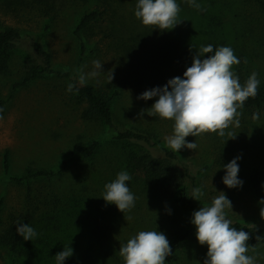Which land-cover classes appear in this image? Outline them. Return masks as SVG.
<instances>
[{"label": "rangeland", "instance_id": "obj_1", "mask_svg": "<svg viewBox=\"0 0 264 264\" xmlns=\"http://www.w3.org/2000/svg\"><path fill=\"white\" fill-rule=\"evenodd\" d=\"M114 1L117 19L125 20V24L120 27L113 18V27L128 31L129 26L134 25L136 29L143 26L134 14L137 0ZM197 2L205 5L210 0ZM215 2L214 7L220 8L225 16L221 21L227 23L228 30L233 33L225 44L220 45L231 47L241 61L233 66V71L240 81L253 71L258 72V79L263 78L264 14L256 11L255 0ZM89 7V4L68 1L56 17L46 18L36 11L32 0H0V30L15 27L21 32L20 42L9 55L8 65L0 68V88L4 97L10 95L12 84L22 79L29 67L39 61L33 49L34 40L41 41L51 52L55 69L54 74L38 78L17 90L5 105L3 119H0V200H3L0 235L12 217H22L21 220L31 226L35 223L32 227L37 233L19 249L6 247L0 240V264H56L55 255L70 245L73 256L66 260L74 258L76 264H124L119 256L120 245L139 231L163 232L171 247L175 234L190 227L195 229L194 236L174 253L171 263L166 258L165 264H203L208 249L196 238L192 214L183 211L176 198L156 195L130 168L129 157L133 149H149L155 155H161L164 148L169 149L164 138L173 133L174 122L158 115L149 116L147 112L140 117L141 110L150 108L155 99H137L143 92L119 88L122 72L116 50L108 47L112 39L109 18L94 24L86 39L87 49L82 52L74 29ZM189 8L191 11L188 9L186 16L180 11L178 19L181 23L174 28L177 31L184 21L189 27L195 23L197 14ZM192 36L205 35L195 28ZM0 57L4 54L0 53ZM93 60L101 61L105 73L99 77L100 83H89L108 93L120 90L114 99L113 126L85 119L82 116L85 102L76 93L67 92L68 83L76 75L75 70L83 65H88L86 70H90ZM57 72L69 76H59ZM111 72L113 79L110 82ZM239 111L242 112L240 126L227 130L237 135L234 139L227 134L220 137L218 133L186 138L188 142H196L198 147L176 152L178 164L186 166L195 177L192 190L203 188L205 195L200 201L196 200L199 206L210 205L219 192H224L233 205L232 209L226 210L227 218L249 225H264V219L260 217V208L264 205L259 204L248 187V177L257 168L264 175V108ZM255 112H259L260 118L254 121L252 115ZM126 128L149 134V139L137 143L117 140L118 129ZM93 139L100 141V147L93 158H86L79 151ZM6 150L10 153V175L21 174L27 167L52 168L58 175L43 181V187L39 189V186L26 183L17 184L4 172ZM237 156L241 157L238 178L244 184L242 188L230 189L222 182L226 174L223 165ZM121 171H127L132 177L127 184L136 197L135 206L125 213L102 198L105 184L113 181ZM36 206L39 207L36 218H27ZM97 227L106 234L95 235ZM257 250L260 254L257 264H264V246ZM248 254L253 253L249 251Z\"/></svg>", "mask_w": 264, "mask_h": 264}, {"label": "trees", "instance_id": "obj_2", "mask_svg": "<svg viewBox=\"0 0 264 264\" xmlns=\"http://www.w3.org/2000/svg\"><path fill=\"white\" fill-rule=\"evenodd\" d=\"M68 1L80 2L83 5H91L80 17L75 26L74 34L80 41L82 52L87 49L86 39L90 36V30L99 20L109 18L110 31L109 36L112 38L108 42V47L116 50L120 60L121 78L118 81L119 88L136 89L141 92L163 87L168 80L180 76L186 68L191 66L196 50L201 46L213 45L214 48L225 44L227 37L233 33L228 30L227 23L221 21L224 19V13L217 9L215 0H210L203 5L204 11H197L193 8L195 23L191 27L184 21L179 26V30H153L151 26L136 27L127 26L128 31L121 29L124 22L117 19L118 12L114 0H32V5L43 17L54 18L58 15L61 6ZM209 1V0H208ZM180 5L181 14L187 15L186 11H191L186 0H177ZM254 7L257 12L264 14V0H255ZM180 14V13H179ZM116 18L120 27H113ZM128 23V22H126ZM129 24V23H128ZM187 28V32H186ZM199 28V31L205 36L196 38L192 36L193 30ZM136 29V30H135ZM21 39V32L15 27H8L0 30V68L8 65L9 55L18 46ZM234 39V38H233ZM235 47V45H234ZM33 49L36 52L39 61L29 67L25 75L19 81L12 84L10 95L4 97L0 88V107L3 109L14 93L35 81L38 78L49 76L55 73L52 67V54L45 45L38 40H34ZM59 76H69L68 73H56ZM247 78L240 82L243 84ZM258 94L254 98H249L243 109L264 108V76L259 79ZM73 81V80H72ZM120 94L116 89L113 93H108L102 87H95L88 83L80 87L77 96L85 102L82 110V116L88 120L102 121L107 125H114V99ZM155 100L157 98H154ZM149 135V134H148ZM146 133L134 130L133 128L118 129L115 138L121 141L139 142L141 139H149ZM191 137V136H189ZM187 137V138H189ZM100 147V141L93 139L85 147L81 148L79 153L86 158H93ZM130 168L140 178L147 183L152 191L163 198H176L178 206L185 212L193 214L200 207L192 197V186L195 177L192 176L186 166L178 164V154L172 150L164 148L161 155L153 154L149 149L137 150L129 157ZM3 168L6 174H9L10 180L17 184H29L30 186L43 187L42 182L51 180L58 175V171L46 167H27L21 174L10 175L11 162L9 150L5 151L3 158ZM193 182V183H192ZM248 187L253 196L259 202L264 199V175L260 168H257L248 177ZM31 192V188L29 189ZM30 194V193H29ZM3 200H0V226L2 225L1 211ZM39 207L36 206L28 213L27 218L34 220ZM22 217H12L8 225L1 233V243L12 249H19L25 245V240L17 233V222L24 223ZM39 221V219L37 220ZM33 222V221H31ZM35 226V223L32 224ZM232 226L237 230L243 229L249 232L250 246L257 245V249L264 246V225L245 224L241 221H232ZM194 227L178 231L172 241V253L167 257V262L171 263L174 253L194 236ZM99 232V233H98ZM94 234H106L101 227L94 230ZM257 236L262 239L257 240ZM251 251V250H250ZM64 264H76L74 258L65 260Z\"/></svg>", "mask_w": 264, "mask_h": 264}, {"label": "clouds", "instance_id": "obj_3", "mask_svg": "<svg viewBox=\"0 0 264 264\" xmlns=\"http://www.w3.org/2000/svg\"><path fill=\"white\" fill-rule=\"evenodd\" d=\"M186 2L197 11H204L197 0ZM180 11L176 0H137L134 14L144 26L165 31L172 30L181 23L178 19ZM244 62L247 63V60ZM240 63L231 47L214 48L211 44L201 46L196 50L192 64L186 68L183 77H174L163 87L146 90L137 97L145 101L157 98L150 108L141 110L140 117L147 112L149 116L158 115L161 119L174 122L173 133L164 138L167 147L174 152H180L184 148L197 149L196 142L186 140L189 136L218 133L220 137L227 134L234 139L237 135L227 130L240 126L239 117L242 112L239 109L244 107L249 98L258 94L260 85L256 71L241 84L239 76L233 71V66ZM102 65L101 61L93 60L90 70H86L88 65L77 68L73 81L67 85V92L78 94L80 87L90 81L100 83L99 77L105 73ZM109 79L111 82L113 72ZM3 111L0 107V119H3ZM259 118V112L253 113L254 121ZM240 159L241 157L237 156L223 165L226 174L222 182L230 189L243 187L244 181L238 178ZM131 179L127 171H121L113 181L104 186L102 198L109 204H115L123 213L135 206L136 197L127 184ZM204 195L203 188L196 187L192 190L191 198L200 201ZM259 204L264 205V199H261ZM232 208V202L227 195L219 192L210 205H203L193 212L191 223L196 228V238L201 246L206 245L208 249L203 264H257L260 254L257 245L251 246L250 249L249 232L237 230L227 218L226 210ZM260 217L264 219V207L260 208ZM17 233L25 241L33 240L37 236L30 224H22L19 221ZM256 238L262 239L260 236ZM250 250L252 255L248 254ZM73 252L71 245L64 246V250L54 257L56 264H64L67 258L73 256ZM171 253L170 242L160 231H139L126 243H121L119 249V256L124 264H165Z\"/></svg>", "mask_w": 264, "mask_h": 264}]
</instances>
